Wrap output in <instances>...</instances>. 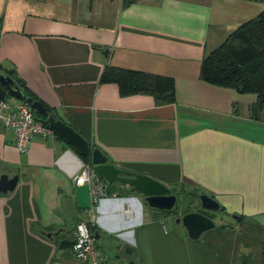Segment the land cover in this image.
Here are the masks:
<instances>
[{
  "label": "crops",
  "instance_id": "0c3cea01",
  "mask_svg": "<svg viewBox=\"0 0 264 264\" xmlns=\"http://www.w3.org/2000/svg\"><path fill=\"white\" fill-rule=\"evenodd\" d=\"M62 1L66 18L33 12L37 0L3 10L0 75L108 163L163 183L176 200H215L219 209L204 214L215 226L191 239L176 220L198 208L178 216L176 202L170 212L150 207L131 187L102 180L90 153L57 134L35 136L21 153L0 124V175L18 177L0 193V264H85L72 245L58 247L80 220L92 225L103 264H264V109L252 110L254 94L200 78L202 59L264 0ZM105 67L167 77L174 100L119 94L101 81ZM88 163L107 194L96 203L88 184L72 180Z\"/></svg>",
  "mask_w": 264,
  "mask_h": 264
},
{
  "label": "trees",
  "instance_id": "16d2710c",
  "mask_svg": "<svg viewBox=\"0 0 264 264\" xmlns=\"http://www.w3.org/2000/svg\"><path fill=\"white\" fill-rule=\"evenodd\" d=\"M134 1L123 0V3L128 5ZM103 70L101 81L116 84L119 94L144 92L159 102L174 100L173 81L167 77L116 67ZM200 78L240 93L254 94L252 110L264 109V9L235 27L222 44L202 59ZM40 119L44 122V117Z\"/></svg>",
  "mask_w": 264,
  "mask_h": 264
},
{
  "label": "water",
  "instance_id": "95a60500",
  "mask_svg": "<svg viewBox=\"0 0 264 264\" xmlns=\"http://www.w3.org/2000/svg\"><path fill=\"white\" fill-rule=\"evenodd\" d=\"M10 96L18 101L25 102L31 106V110H34L37 114L47 118L49 127L59 137L65 139L69 145H72L76 151L81 154L90 153L91 163L94 165L96 174L108 183H119L132 188L142 194L145 197V202L152 208L158 210L169 211L173 208L176 200V196L172 193L171 189H168L163 183L148 177L147 175H141L133 171H129L124 168L115 167V165L108 163L106 155H104L99 149L90 150L88 142L81 136L74 132V130L66 125L60 119H56L53 113H48L45 106L41 101L34 100L27 96L25 91L18 86V84L9 76L0 75V99ZM18 182V177H8L6 174L0 175V193H8L12 191ZM200 203L203 209L217 211L219 209L218 203L208 196L201 195ZM237 220L241 218L235 216ZM251 220L245 219L244 222H250ZM176 223H182L181 225L187 231L189 238L198 239L204 232L214 228V222L211 218L200 212H188L181 218L176 220ZM57 233H55L56 235ZM48 237L54 235L49 233ZM96 238V235H95ZM72 245V242L68 240L59 241L58 247L63 249Z\"/></svg>",
  "mask_w": 264,
  "mask_h": 264
},
{
  "label": "built area",
  "instance_id": "2783aa9c",
  "mask_svg": "<svg viewBox=\"0 0 264 264\" xmlns=\"http://www.w3.org/2000/svg\"><path fill=\"white\" fill-rule=\"evenodd\" d=\"M31 106L19 102L13 106L6 99H0V124L5 129L13 131L14 147L21 153L27 150V145L35 136L52 137L55 133L48 124L37 117ZM90 163L83 165L80 172L73 177L76 185L88 184L92 202L96 203L107 194L105 187L100 182L91 168ZM92 225L84 220L76 223L72 250L75 259L85 264H103L104 256L95 247V238Z\"/></svg>",
  "mask_w": 264,
  "mask_h": 264
},
{
  "label": "rangeland",
  "instance_id": "374dc122",
  "mask_svg": "<svg viewBox=\"0 0 264 264\" xmlns=\"http://www.w3.org/2000/svg\"><path fill=\"white\" fill-rule=\"evenodd\" d=\"M27 0H0V16L3 17V10H5L8 6L16 7L17 5H20V8L26 7ZM88 4H90V1L88 0ZM256 3H254L255 5ZM65 4L62 0H37L36 4H33L29 6L33 12H40L41 14H53L54 17H65L68 15L65 11ZM262 7H264V2H258V5L255 7L250 17L255 16V14L259 13L262 10ZM28 9V8H27ZM249 18V17H248ZM241 24V22L239 23ZM10 102L17 103L16 101L10 99ZM14 106V105H13ZM176 200V204L174 208L172 209V214H178L180 216L182 209L184 211L187 210H193L196 209L199 205L198 200H193V197L191 195H188L187 197H183V199ZM195 202V207L192 202ZM177 218V217H176ZM170 224V222H168ZM172 223V222H171Z\"/></svg>",
  "mask_w": 264,
  "mask_h": 264
},
{
  "label": "flooded vegetation",
  "instance_id": "af4514ba",
  "mask_svg": "<svg viewBox=\"0 0 264 264\" xmlns=\"http://www.w3.org/2000/svg\"><path fill=\"white\" fill-rule=\"evenodd\" d=\"M197 208L199 209L198 211H201L200 213L213 216V214L211 212H208V211H206V210H204V209H202L201 207H198V206H197Z\"/></svg>",
  "mask_w": 264,
  "mask_h": 264
}]
</instances>
